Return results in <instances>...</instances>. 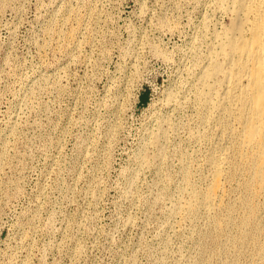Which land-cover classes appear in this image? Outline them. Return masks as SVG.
Here are the masks:
<instances>
[{"label": "rangeland", "instance_id": "374dc122", "mask_svg": "<svg viewBox=\"0 0 264 264\" xmlns=\"http://www.w3.org/2000/svg\"><path fill=\"white\" fill-rule=\"evenodd\" d=\"M219 3L0 0V264H264L245 185L219 236L173 212L207 173Z\"/></svg>", "mask_w": 264, "mask_h": 264}, {"label": "bare ground", "instance_id": "6f19581e", "mask_svg": "<svg viewBox=\"0 0 264 264\" xmlns=\"http://www.w3.org/2000/svg\"><path fill=\"white\" fill-rule=\"evenodd\" d=\"M219 13L228 22L214 35L201 68L204 87L218 94L204 186L173 211L185 217L200 200L196 213L217 236L237 217L230 192L245 185L264 203V0H220ZM189 138L199 141L201 131L190 130ZM249 209L246 222L260 231L257 204Z\"/></svg>", "mask_w": 264, "mask_h": 264}, {"label": "water", "instance_id": "95a60500", "mask_svg": "<svg viewBox=\"0 0 264 264\" xmlns=\"http://www.w3.org/2000/svg\"><path fill=\"white\" fill-rule=\"evenodd\" d=\"M146 100H147V98L144 96V97L141 99V104H142V105L145 104V103H146Z\"/></svg>", "mask_w": 264, "mask_h": 264}]
</instances>
